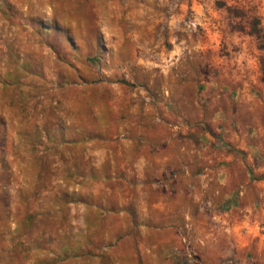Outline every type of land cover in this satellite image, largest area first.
<instances>
[{"label":"rangeland","instance_id":"rangeland-1","mask_svg":"<svg viewBox=\"0 0 264 264\" xmlns=\"http://www.w3.org/2000/svg\"><path fill=\"white\" fill-rule=\"evenodd\" d=\"M0 264H264V0H0Z\"/></svg>","mask_w":264,"mask_h":264}]
</instances>
